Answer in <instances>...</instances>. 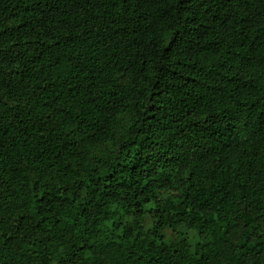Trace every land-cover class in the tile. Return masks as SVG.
<instances>
[{
	"label": "trees",
	"instance_id": "trees-1",
	"mask_svg": "<svg viewBox=\"0 0 264 264\" xmlns=\"http://www.w3.org/2000/svg\"><path fill=\"white\" fill-rule=\"evenodd\" d=\"M0 264H264V0H0Z\"/></svg>",
	"mask_w": 264,
	"mask_h": 264
},
{
	"label": "rangeland",
	"instance_id": "rangeland-1",
	"mask_svg": "<svg viewBox=\"0 0 264 264\" xmlns=\"http://www.w3.org/2000/svg\"><path fill=\"white\" fill-rule=\"evenodd\" d=\"M179 230L184 231L186 236L189 239L195 240L197 238L195 231L192 230V229H188V228H185V227H180ZM166 234H167V236H173L174 232L171 231L170 229H166Z\"/></svg>",
	"mask_w": 264,
	"mask_h": 264
}]
</instances>
